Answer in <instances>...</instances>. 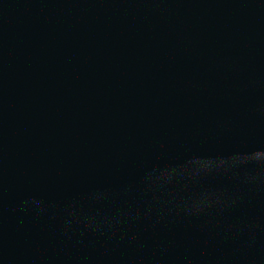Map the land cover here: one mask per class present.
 I'll use <instances>...</instances> for the list:
<instances>
[{"label":"water","instance_id":"95a60500","mask_svg":"<svg viewBox=\"0 0 264 264\" xmlns=\"http://www.w3.org/2000/svg\"><path fill=\"white\" fill-rule=\"evenodd\" d=\"M0 264H264V0H0Z\"/></svg>","mask_w":264,"mask_h":264}]
</instances>
